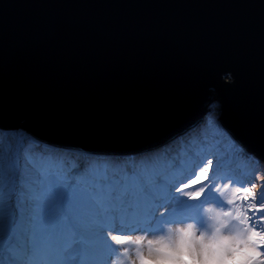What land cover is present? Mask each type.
Segmentation results:
<instances>
[{
    "label": "water",
    "instance_id": "1",
    "mask_svg": "<svg viewBox=\"0 0 264 264\" xmlns=\"http://www.w3.org/2000/svg\"><path fill=\"white\" fill-rule=\"evenodd\" d=\"M215 104L264 163V0H0V129L124 158Z\"/></svg>",
    "mask_w": 264,
    "mask_h": 264
},
{
    "label": "snow or ice",
    "instance_id": "2",
    "mask_svg": "<svg viewBox=\"0 0 264 264\" xmlns=\"http://www.w3.org/2000/svg\"><path fill=\"white\" fill-rule=\"evenodd\" d=\"M137 163L139 168L126 167L123 172L89 171L90 163L69 172L60 167L54 156H37L23 143L7 147L0 144V223L15 229L24 218L30 229L38 225L42 234L38 241L30 230L24 247L18 249L24 259L13 264H71L69 258L84 251L86 213L96 208L117 211L105 204V198L93 197L95 207L79 202V193L90 184L98 187L100 183L114 181L121 191L118 196L112 195L120 204L136 192L146 195V178L152 175L153 161L144 158ZM218 168V163L213 168L212 159L194 163L188 179L174 187V192L183 194L188 201L215 196L224 204L227 210L220 214V224L211 235H198L195 224L188 223L171 235L148 239L145 243L144 238L128 234L123 225L109 228L101 224L98 228L106 244L116 252L122 250L130 264H264V176L257 170L250 180L235 181L239 186L225 202V191L233 181L231 177L223 178V183L217 181ZM153 182L164 183L158 177H153ZM182 204L184 211H203L197 205ZM169 209L170 204L161 205L154 217L163 219ZM231 220L241 227L226 234ZM131 246L135 247L134 258ZM94 264L113 262L109 257Z\"/></svg>",
    "mask_w": 264,
    "mask_h": 264
},
{
    "label": "rangeland",
    "instance_id": "3",
    "mask_svg": "<svg viewBox=\"0 0 264 264\" xmlns=\"http://www.w3.org/2000/svg\"><path fill=\"white\" fill-rule=\"evenodd\" d=\"M210 107H211L210 113L205 116L204 121L201 123L204 125L201 129L202 131L199 132L200 128L198 126L197 128L193 129L191 132H189L191 135L194 133H200V134L204 133L205 136L203 138L200 137V141H202V139H203V142L209 143V145H210L209 151L208 152L202 151L200 153L197 150V152L199 153L198 155L192 154V157L188 158L187 154L182 150V144L180 143L179 140H177L179 142H176L175 144L168 146L167 151L171 155L173 152H176V151L180 152V150H181L182 155H184V157L186 158L187 164L183 165V163H184L183 161L181 163H179L180 166L182 165L181 172L178 173L179 176L174 178V179H170L167 182L162 183L161 187H159L160 190L157 189L158 192L157 191L155 192L156 189L155 190L153 188L150 189L149 192L151 193V199H153V201H150L148 204L144 203L141 206H140V204H138L140 207H144V205H146V209H142V211L138 212V213H143L144 219H146L144 222H142L143 225H141L139 228L147 229V231L146 232H144V231L135 232L134 230L131 231L130 227L124 226V229L127 231L128 234H134V238H144L145 243H146V241L148 239H159L161 236L166 237L168 235H171L176 231L177 228L186 227L188 223L195 224L192 221V219L190 218L193 216V214H191V213L187 214L188 211L182 210V208H183L182 202L188 204V202H190V201H188L187 197L183 196V194L174 192V187L177 184L181 183L182 181L187 180L188 177L191 175V169H192L194 163H198L201 161L206 162L207 159H212L214 169L217 168V163L219 165L218 174L216 177L217 181H219L220 183H223L224 182L223 178H225V177H231L232 178V181H233L232 186L225 191V196L223 198L225 200V202H226V199L231 196V193H232V191H234L235 187L239 186V184L235 183V181H237V180H239V181L250 180L252 178V176L257 172V170H259L260 175L264 176V163L260 159L254 157L252 155H248V153H245L244 150L239 147L240 145L237 144L236 142L235 143L231 142L232 138L230 137L231 139H229V137H227V135L223 132V130H224L223 126L219 122V112H218L219 106L217 104H215V105L210 106ZM0 131L8 132V131H14V130H12V129L11 130L0 129ZM18 131L22 134V137L21 138L17 137L16 138L17 141H15V143L16 144L17 143H24V141H27L26 139L23 140L24 132L22 130L18 129V130H15L14 132H18ZM189 133L187 135L183 136L184 139H183L182 143L187 148L188 151H193L194 146H191L188 144V139L190 138ZM29 140L36 141V140L31 139V138ZM52 148H56V147H52ZM32 150L35 152V154L37 156L47 155L49 153L50 154L53 153V151H49V150L44 149L42 147H36V148H33ZM74 152L80 154V152H76V151H74ZM236 152H239V155H237ZM43 153H45V154H43ZM81 154L84 156H87V157L93 156V155L88 154V153H86V154L81 153ZM158 154H157L158 156L154 162L155 165L159 161V163L163 162V163L167 164L168 168H171V167L177 168V166H178L177 159H172L171 156L165 155L164 151H159ZM151 156H153V157H151V159H154L156 154H151ZM172 156H175V155H172ZM63 157H64V159H61L58 157H55V159L59 160L60 162H63L64 160L70 159V157H69V159H67L65 155ZM77 158H78L77 160L82 159L79 157H77ZM254 158H256V159H254ZM134 163H135V159L133 160V164H131V167H134ZM100 165H101V167L102 166L108 167L109 163L104 160V164L102 165V163H100ZM72 166H74V165H72ZM79 166H81V165H79ZM137 166L140 167L139 164ZM237 167L242 169L243 172H245L244 170H248L246 172L245 179H240V177L238 175H236L239 173L238 169H236L237 171L235 170V173L233 172L234 171L233 168H237ZM155 168H156V166H153L152 173L154 172ZM160 169L163 171L162 168H160ZM177 169H176V172H177ZM228 171H230V173H228ZM252 172H255V173L252 174ZM167 184H171L168 187V189L163 188V186H165ZM146 185H147V183H146ZM153 186H154V184H153ZM114 193L117 196L119 194V193H116L114 191L110 194L109 199H111L113 197L112 194H114ZM157 193H159L160 196L157 197ZM205 196L207 197V193L205 194ZM158 201H159V204L156 205V202H158ZM166 203L170 204L169 211H172V212L170 214L166 213V215L163 219L155 218L154 213L156 212V210L159 207H161V205L166 204ZM195 203H196V205L198 204L199 206L201 203L202 206H200V207L203 210L200 213V216L203 217L202 226H198L195 224V226L197 228V234L199 235L201 233H206L207 235H211L215 231L216 227H218L220 224V219H221L220 214L223 211H226L227 208L224 207V204H222L219 200H217L215 196L208 197L207 199L202 198L201 201H195L191 204H195ZM93 204H94V201L90 202V205H93ZM121 204L120 203L115 204L117 211L111 212V213H110V211H106L103 213L102 221L100 220L99 223L97 224L96 229L98 231H100L102 233V230L98 228V226L101 224L108 225L111 228L113 226H119L120 222H124V221L126 222V221H128V219H130L131 212L133 211L132 205H130L128 213L126 214V212H124V208L126 207L127 201H123V203H121ZM208 209H211V210L209 211ZM173 213H174V216L170 217L173 215ZM141 215L142 214L139 215V218L141 217ZM180 219H183V220H180ZM140 221L141 220H137L135 222V224L137 225L138 223H140ZM180 221H183V223H177ZM109 224H111L112 226H110ZM133 226H134V224L132 225V227ZM160 226H162V228H159ZM240 227L241 226L238 224L237 221L231 220L230 223L228 224V228L225 229V233L226 234L228 232L235 233L239 230ZM114 234H119V233H114ZM131 247L133 249L132 250V257L134 258L135 257V247L134 246H131ZM110 250H111L113 255L112 256L109 255L105 261H107L109 259V257H111L113 264H130L129 257L125 256L123 254L122 250L119 252H116L113 248H111Z\"/></svg>",
    "mask_w": 264,
    "mask_h": 264
},
{
    "label": "trees",
    "instance_id": "4",
    "mask_svg": "<svg viewBox=\"0 0 264 264\" xmlns=\"http://www.w3.org/2000/svg\"><path fill=\"white\" fill-rule=\"evenodd\" d=\"M203 126H204L203 124L199 125V128H200L199 132L202 131L201 129H202ZM195 136H198V137H195ZM195 136H194L195 138L191 137V139H189L188 143L191 144L192 140H194V144L199 146V152L200 153L202 151L207 152V150L210 148L209 143L203 142V139H202V141H200V137L203 138L205 136V134L204 133H201V134L197 133ZM17 137L18 138L22 137V134L19 131L18 132H14V131L2 132V131H0V144H3L5 147H7L9 145H12V144H16L15 141H17L16 140ZM25 145H26V147H28L30 149H33V148H36V147H42V148L47 149L49 151H53L52 154L49 153L47 155L58 157V158H61V159H64V157H63L64 155L66 156L67 159H69V157H70L69 160H64L63 162H60L59 160H57L59 165H60V167L65 169L66 171L68 170L69 172H71V170L73 169L72 165L76 164L75 166H77V165L79 166L82 162L84 163L85 166H87L89 163H91V165L95 168V171L97 173L100 172L102 169H105V168L111 169L114 172H123L126 167H131V164H133V160L134 159H135V163H134V167L133 168H139L137 166L138 165V163H137L138 161H141L144 158H151V155L147 154L145 156L144 155L143 156H139V157H136L134 159L129 158L128 160H124V159L117 158V157H109L108 159H106V158H103V159L100 158L99 159L98 157H87V156H84V155H81V154H78V153H75V152H72V151L51 149V148L46 147V146H44L42 144H38L36 141H32V140H29V139L25 142ZM43 154H45V153H43ZM77 157L82 158V159L81 160H77L78 159ZM104 160L109 163L108 167H105V166L101 167L100 163H102V165H103L104 164ZM186 164H184V165H186ZM89 171H92V167L89 169ZM240 171L243 172L242 169ZM244 171H245L244 173H246L248 170H244ZM254 173L255 172H252V174H254ZM114 185L118 186V188L120 187L118 184H116L113 181L112 183H110L111 190H113V186ZM91 186H93L92 190H91ZM103 186H105V183H101V186H98V187L95 185V183L90 184L87 189L82 190L79 193L78 201L79 202H84L86 204H90V202L93 201V198H92L91 195L94 194V195L99 197L101 188ZM159 186L160 185L157 184L158 188H159ZM151 188H154V186L149 187L148 190H147V193H150L149 191H150ZM140 195L143 198L147 196V195H145L143 193H140ZM193 202H195V201H191V203H193ZM199 209H200V207H199ZM89 214H90V211H88L86 213L85 220L89 219ZM24 225H25V227H24ZM6 227H7L6 225H4L3 223H0V230L5 229ZM34 228H35V226H34ZM16 229H17V234H18L17 235V240H19L20 242H25L26 241V233L28 231H30V226L25 221L24 218H21V220L19 221V223L16 226ZM33 232H34V230H33ZM88 251L99 252V250L96 247H94L92 249H89Z\"/></svg>",
    "mask_w": 264,
    "mask_h": 264
},
{
    "label": "bare ground",
    "instance_id": "5",
    "mask_svg": "<svg viewBox=\"0 0 264 264\" xmlns=\"http://www.w3.org/2000/svg\"><path fill=\"white\" fill-rule=\"evenodd\" d=\"M224 132V131H223ZM226 133V132H225ZM228 135V133H226ZM228 137V136H227ZM230 139V138H229ZM166 149L168 150V147H166ZM237 155H239V152H236ZM102 159L105 158L106 156H101ZM117 157V156H116ZM132 158V157H130ZM106 159H108V157H106ZM76 168L78 167L75 166ZM131 221H132V218H131ZM141 225V223H138L135 228H139ZM19 253V251H18ZM83 253V256H79L76 260V262L80 263V264H94V262H99L100 261V257L99 256H96V255H93V254H86L87 253V247L86 245H84V251H82ZM19 255L21 256V254L19 253ZM80 255V254H79ZM104 261V257H103V260Z\"/></svg>",
    "mask_w": 264,
    "mask_h": 264
}]
</instances>
